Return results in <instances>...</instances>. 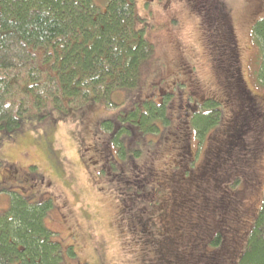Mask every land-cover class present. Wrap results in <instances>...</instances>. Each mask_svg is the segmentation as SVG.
I'll return each mask as SVG.
<instances>
[{
  "label": "trees",
  "instance_id": "16d2710c",
  "mask_svg": "<svg viewBox=\"0 0 264 264\" xmlns=\"http://www.w3.org/2000/svg\"><path fill=\"white\" fill-rule=\"evenodd\" d=\"M226 4V0L196 1L195 10L201 11V27L212 52L227 44L217 43L215 35L223 32L222 28L229 40L233 38ZM152 29L149 20L139 16L135 0H0V130L8 134L19 128L24 117L35 113H42L43 118L54 112L79 111L118 92L136 94L142 86V71L154 56L153 44L146 38ZM251 35L261 60L256 83L264 88V16L254 21ZM231 77H239V72ZM248 95L244 89L238 101ZM163 97L158 104L143 100L134 105L132 113L125 117L121 113L109 121L110 128L103 127L108 132L102 135L105 142L100 144L115 150L117 163L110 164L112 172L124 167L138 177L131 166L143 162L142 155L148 151L155 154L156 144L168 145L166 139H173L183 155L174 168L198 182L195 190L178 202L191 204L174 228L167 230L149 219L148 242L156 246L151 261L264 264V192L255 212L237 199L239 194L251 192L256 176L246 167V160L241 165L225 166L223 160H213L198 170L192 167L203 143L220 128V108L225 103L213 98L196 105L190 104L192 99L182 101L193 110L186 111L187 121L172 127L170 121L179 111V102L174 103V97L165 102ZM142 104L144 111L140 112ZM156 123L166 129L168 137L159 134ZM179 127L187 136H181ZM156 134L162 140H152ZM139 178H143L140 173ZM208 186L219 191L217 198L207 196ZM138 187L143 191L149 188L145 184ZM9 193L8 207L0 212V264H64L66 251L45 224L52 210L51 199L31 203L21 193ZM126 193L131 196L133 187ZM134 194L141 195L139 191ZM138 203L145 205L140 199ZM242 217L250 218L249 222L242 223Z\"/></svg>",
  "mask_w": 264,
  "mask_h": 264
},
{
  "label": "rangeland",
  "instance_id": "374dc122",
  "mask_svg": "<svg viewBox=\"0 0 264 264\" xmlns=\"http://www.w3.org/2000/svg\"><path fill=\"white\" fill-rule=\"evenodd\" d=\"M196 1L135 0L139 16L153 25L146 38L154 47L136 94L118 92L79 111L54 112L43 118L42 113H35L24 117L19 128L8 134L0 130V212L8 207L9 192L21 193L31 203L51 199L45 224L66 251L64 264H153L156 246L148 242L149 219L168 230L177 225L178 217L186 216L190 201L185 205L178 202L198 182L174 168L183 155L173 139H166L168 145L156 144L155 154L148 151L142 155L143 162L131 166L138 177L124 167L112 172L110 164L117 163L115 150L100 145L105 142L102 135L108 133L103 127L110 128L115 117L132 113L134 105L143 100L158 104L161 96L165 95V102L174 97L179 111L171 118L172 127L187 121L186 111L193 110L182 101L192 99L190 104L196 105L213 98L225 103L220 108V128L203 143L192 167L198 170L213 160H223L225 166L241 165L246 160V167L256 176L251 192L239 194L237 199L252 212L259 206L264 192V88L256 83L261 60L251 27L264 16V0H226L233 38L229 40L222 28L215 35L217 43L227 44L213 52L201 27V11L195 10ZM238 72L239 77H231ZM244 89L249 95L238 101ZM139 109L144 111L143 104ZM233 123L235 127L228 126ZM155 126L159 134L166 130L160 124ZM180 129L181 136H187ZM159 134L152 140H162ZM191 147L194 155L195 144ZM225 148L229 152L221 153ZM143 184L149 188L138 187ZM128 187H133L129 197ZM218 192L212 186L206 190L211 199ZM246 220L248 223L250 218L242 217V223Z\"/></svg>",
  "mask_w": 264,
  "mask_h": 264
},
{
  "label": "flooded vegetation",
  "instance_id": "af4514ba",
  "mask_svg": "<svg viewBox=\"0 0 264 264\" xmlns=\"http://www.w3.org/2000/svg\"><path fill=\"white\" fill-rule=\"evenodd\" d=\"M184 69H185V68H184ZM188 72H189V71H188ZM156 102H159V103H160V102H161V97H160V99H159L158 101H156ZM154 103H155V102H154ZM155 104H156V103H155Z\"/></svg>",
  "mask_w": 264,
  "mask_h": 264
}]
</instances>
